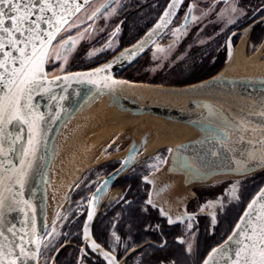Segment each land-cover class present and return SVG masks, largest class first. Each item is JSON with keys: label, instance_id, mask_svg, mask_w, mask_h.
<instances>
[{"label": "water", "instance_id": "95a60500", "mask_svg": "<svg viewBox=\"0 0 264 264\" xmlns=\"http://www.w3.org/2000/svg\"><path fill=\"white\" fill-rule=\"evenodd\" d=\"M94 1L61 0L68 10L64 17L67 23L63 24L48 47L43 64L44 79L36 82L41 86L31 93L30 103L35 106V113L43 116L40 121L39 144L23 188L16 185V191L20 193L16 199L21 203L12 210L5 208L3 213H0V231L4 232V237H0V244L5 245L6 250L14 249V258L20 255V248L16 247L17 245L35 251L36 242H39L41 252L54 213L51 212V195L48 186L52 176L51 166L57 146L60 145V142L57 145V140L66 124L97 100H107L108 105L131 116L161 117L183 124L197 133L196 138L174 149L166 150V157L161 167L145 179L149 185L146 204L157 210L159 216L168 222L169 220L172 221L171 223L179 222L187 217L186 206L193 197L194 189L220 185L228 181L240 185L244 180L264 173V165L259 162L260 158L264 157V107H262L264 84H261L264 76H227L219 71L206 80L182 87L141 84L117 77L122 70L142 57L166 32L184 0H180L178 7L172 10L173 14L166 16L169 4L174 2L170 0L156 22L138 40L97 67L56 75L48 73L50 54L57 39L83 9ZM114 1L108 0L96 15L102 13ZM162 17L165 18L162 20ZM32 19H35V16ZM6 23L10 24L9 21ZM41 27L48 29L47 24L42 23ZM233 49L230 48L224 67L231 60ZM65 52L61 50L60 55H64ZM96 69L102 71L97 73ZM77 73L85 74L86 78H74L73 74ZM65 77L69 78L65 79ZM147 86L154 87L162 97L166 96L169 99L182 97L184 102L179 105L162 101L152 103L144 98L146 95L140 93L141 87ZM3 91L5 89L0 83V94ZM10 131L13 136L20 134L27 143L29 135L27 125L13 122ZM148 137V133L142 135L138 141L131 138L129 133L121 137V140L129 142L126 154L123 158H119V166L101 179L88 202L82 227L83 238L91 250L102 255L107 264L108 259L105 254L108 253L100 246L95 249L91 247L93 242L96 244L92 237V225L110 187L144 159L143 151ZM11 164L19 166L20 160L17 154L0 155V169L8 168ZM0 175L6 176L2 171ZM175 184L178 187L181 185L182 191L178 193L174 191ZM5 187L6 185H0V191ZM262 190L264 184L247 203L230 234L213 248L215 252L212 249L205 256L201 264L205 262L234 264L237 259L236 253L241 248V244L237 241L244 239L239 235L240 230L236 226L245 224L248 219L245 216L246 212L252 213L253 221L258 214H261L260 209L264 205ZM5 195L9 194L5 192ZM25 200L28 204L23 203ZM253 202H255L253 209H249V205ZM90 211L91 219H89ZM242 217H245L244 221ZM13 225L15 235L8 231ZM229 237L233 239L229 240ZM108 256L112 257L109 254ZM20 261L24 262L25 258L21 256ZM39 263L40 256L38 261L31 257L26 261V264ZM115 264H118L116 260Z\"/></svg>", "mask_w": 264, "mask_h": 264}, {"label": "flooded vegetation", "instance_id": "af4514ba", "mask_svg": "<svg viewBox=\"0 0 264 264\" xmlns=\"http://www.w3.org/2000/svg\"><path fill=\"white\" fill-rule=\"evenodd\" d=\"M107 1L95 0L83 9L71 24L82 14L94 10L88 18V22H90L88 32L91 33L97 18L116 2L115 0L102 13L96 15L97 9L101 10V5ZM169 1L127 0L125 6L119 8L122 19L114 23L111 33L104 38L111 44L119 35L117 38V48L119 49L109 56H106L108 53L104 55L101 60L96 61L97 64L104 63L123 48L138 40L156 22ZM228 10H233V15L237 17L234 25H226V11ZM94 13L95 15H93ZM74 32V29L68 33L65 30L54 45L62 43L60 46L63 51V42L67 41L71 45L69 50L71 51L74 44L73 38L77 36L74 35ZM180 33L183 36L181 39L175 40V49L178 53L186 52L187 60L183 62L184 67L179 68L178 64L166 76L171 79H179L177 76L185 73L186 77L184 76L182 80L186 82L195 76L198 68L203 67L207 68L208 72L201 75L204 77L198 81L206 80L221 70L227 61L230 48H235L242 38L246 37L245 49L249 55L262 47L264 44V0H184L166 32L142 57L156 45L164 44L167 45L166 48L170 47L172 39H176V35ZM106 41H103L102 45ZM202 41H204L203 44L197 46V42ZM79 55L67 67L68 72L91 69L92 61H88L84 53ZM55 68L56 65L52 68L48 66V73ZM124 70L117 75L118 78L126 79L123 74ZM165 157L166 150H163L139 161L124 177L110 187L94 219V221L97 219L92 228L94 241L102 250L114 257L118 264H150L149 259L156 254V251L169 253L164 258L154 257L152 264H201L209 251L216 246L214 242L222 238L224 232H229L232 229L247 203L261 186L257 180L258 177L250 178L241 184L238 199L234 202L228 203L227 199H223L220 208L206 214H199L195 208L189 206L185 219L169 223L159 216L157 210L152 209L145 202L149 190L145 179L162 165ZM119 164L120 161L116 162L112 168L110 165H106L103 171L96 175L103 173V177H105ZM95 177L87 182L83 197H77L76 200L74 199L76 195L72 197L73 200L70 201L72 213L70 220L63 227L64 229L62 228L59 233L46 235L39 264H107L100 253L89 248L82 234L90 196L103 178ZM111 191L121 192V196L117 199L115 196L109 198ZM216 196L217 194L209 195L208 199L213 200L217 198ZM203 200L200 197L199 203L207 202H203ZM75 208L77 209L74 210ZM74 212L76 214H73ZM133 212L148 217L146 222L142 223L140 232L136 231L132 225L130 217ZM77 224L81 226L80 232L77 233L75 230L72 232L73 226H77ZM224 227L226 229L222 230ZM194 234L197 238L196 248L202 246L203 249L193 255L189 254L191 249L188 238ZM214 235L215 238H213ZM206 238L209 241L205 243ZM151 240L157 241L158 246L148 242ZM64 244H68V246L63 247ZM144 246H152L156 250L150 249L136 256L135 253L142 250Z\"/></svg>", "mask_w": 264, "mask_h": 264}, {"label": "snow or ice", "instance_id": "6c2138e0", "mask_svg": "<svg viewBox=\"0 0 264 264\" xmlns=\"http://www.w3.org/2000/svg\"><path fill=\"white\" fill-rule=\"evenodd\" d=\"M179 3L180 0L170 3L165 15L173 14L172 10L178 7ZM101 7L104 6L101 5ZM76 10L78 11L79 8L77 7ZM67 13L68 10L61 0H0V83L5 89L0 94V155L7 156L15 153L20 160L19 166L11 164L8 168L0 169L6 174V176L0 175V185H6L0 191V213H3L5 208L12 210L21 203L16 199L20 195L16 191V185L18 184L22 189L26 182L39 144L40 121L43 119L41 114L35 113V106L30 103L31 93L41 86L36 82L44 79L43 64L48 47L63 24L67 23L64 19ZM33 16L35 19H32ZM164 18L162 17V20ZM42 23L47 24L48 29L42 28ZM63 47L65 51H69L71 45L65 41ZM95 71L99 73L102 69ZM73 76L78 79L86 78L85 74L79 73ZM68 78L65 77V79ZM261 84H264V81H261ZM13 122L27 125L29 133L27 143L20 134L13 136L10 131ZM259 162L264 165V157H261ZM5 192L9 195H5ZM23 203L28 204V201L25 200ZM254 203L249 205V209H253ZM260 213L253 221L252 213L246 212L245 216L248 219L245 224L243 226L237 224L236 227L240 230L239 235L244 239L237 241L241 244V248L236 253L237 259L234 264H264V205L261 206ZM91 215L90 211L89 219ZM241 219L244 221L245 217ZM171 222L169 220V223ZM14 228V225L8 228L13 235H15ZM85 234L87 235V225ZM0 237H4L3 231H0ZM231 239L233 237H229V240ZM16 247L20 248V255L14 258V249L6 250L5 245L0 244V264H26L27 258L31 257L38 261L41 255L39 242H36L35 251L26 250L22 245ZM91 247L95 249L99 245L93 242ZM215 251L213 249V252ZM21 256L25 258L24 262L20 261ZM105 256L108 264H115L114 258L109 257L108 254Z\"/></svg>", "mask_w": 264, "mask_h": 264}, {"label": "bare ground", "instance_id": "6f19581e", "mask_svg": "<svg viewBox=\"0 0 264 264\" xmlns=\"http://www.w3.org/2000/svg\"><path fill=\"white\" fill-rule=\"evenodd\" d=\"M245 46L246 37L242 38L233 49L231 60L220 70V73L227 76H264V44L251 55L246 52ZM140 93L146 95L144 98L152 103L162 101L179 105L184 102L182 97L170 99L166 96L162 97L152 86L141 87ZM131 127L133 130L129 135L137 141L142 135L149 134L143 158H149L162 149H174L197 137L195 131L183 124L151 115L131 116L108 105V101L104 99L93 102L66 124L57 140V145L60 142L61 148L60 145L57 146L48 186L51 195V212H60L65 208L67 193L83 172L97 165L99 160L106 162L124 157L127 149L103 156L102 148L114 136L122 134ZM114 146L112 145V148ZM180 186L175 184L174 191L177 193L182 191ZM116 193L117 191H111L109 198Z\"/></svg>", "mask_w": 264, "mask_h": 264}, {"label": "rangeland", "instance_id": "374dc122", "mask_svg": "<svg viewBox=\"0 0 264 264\" xmlns=\"http://www.w3.org/2000/svg\"><path fill=\"white\" fill-rule=\"evenodd\" d=\"M138 1L141 2L144 0H138ZM126 2L127 0H116V2H114L107 10H105L97 18L96 25L94 26V29L91 33L88 32L89 26H90V22H88V18L94 12V10H90L87 13L82 14L70 26H68L66 29V32L68 33L74 29L75 30L74 35H77L75 38H73L74 44H73L72 50L61 56L60 53L62 49H61L60 44L62 43H59L53 46L52 52L50 54L48 66L52 68L54 65H56V68L52 69L49 72V74L55 75V74H61V73L68 72L69 70L67 67H69V65H71V63L80 56L79 54H82V53L85 54L88 61L90 60L92 61L91 62L92 64H90L91 68L92 66L93 68H95L101 64V63L97 64L98 62L96 61L101 60L104 57V55H106L107 53L108 54L106 56H109L113 52H116L119 49L117 48L118 47L117 38L119 37V35L116 37V39L111 44H109V42H107L106 39L104 38L105 36H108L111 33L114 23L118 21L119 19H122L119 8L122 6H125ZM226 14H227L226 25H234L237 20V17L233 15V10L226 11ZM182 36H183L182 33L177 34L176 39L175 38L172 39L169 45L170 47L168 48H166L167 45H164V44L154 46V48L148 51L143 57H140L133 64L128 66L124 70L125 72H123V74L128 75L132 73L134 69L135 70L137 69V71L131 75L133 77V80L135 81H131V82H136V83H141V84L182 87V86H187V85H191V84L199 82L198 80H188L186 82H183L177 79L173 80L166 76L170 73L171 70H174V68L178 64H179V68L184 67L183 62L187 60V55L185 54L186 52H181V53L176 52L175 45H174L175 40L181 39ZM103 41H106L104 45H102ZM203 42L204 41L197 42L198 44L197 46H200L199 44H203ZM194 48H197V47H194ZM257 50H254L252 53L256 52ZM131 130H133L132 127L124 131L122 134L114 136L112 140L102 148V155L108 156L109 154H114V153L116 154V153H119L125 150L129 142L128 141L125 142L121 140V137L124 134L130 133ZM112 145L113 146L115 145V146L112 148ZM163 150H166V149H162L160 151H163ZM158 152H156L155 154H157ZM100 155L101 154L99 152L98 156L100 157ZM119 160H120L119 158L110 159L106 162H104V160L103 162L99 160L98 163H96L97 165L91 167L89 170H86L85 172L82 173L80 179L73 185V187L67 193L65 208L60 212L53 213L52 221L49 225L47 234L51 233V235H53L55 233L61 232L62 228L70 220V215L72 213V210H71L72 207L70 205L72 202L71 200H73L72 197L74 195H78V193L86 186L87 182L90 181L91 178L93 179L95 176H96L95 178L103 177V173L99 174L98 176L96 175V173L102 172L106 165H110L112 168L116 162H119ZM153 173H155V171ZM259 175H256L253 178H256V177L259 178ZM122 177H120L115 182V184ZM243 182H241V184ZM241 184L236 185L234 182L228 181L220 185H214L211 187L194 189L193 197L187 203L186 210L190 206V207H193V209L195 208L199 214H206L209 211L215 212L216 209L222 206L223 199L224 200L227 199L226 201L228 203H232L236 199H238V193H239ZM263 184L264 183H262L261 186ZM260 187H258L257 191L259 190ZM114 190H117V189H114ZM214 194H217L216 196L217 198H214L213 200H209L208 199L209 195H214ZM114 196L116 199L119 198L121 196V192H117L116 195H112L111 197H114ZM200 197L204 199L203 202L204 201H207V202L200 204L199 203ZM76 209L77 208H75L74 210ZM73 214H76V213L74 212ZM96 222H97V219L96 221H94L92 228ZM225 229L226 228L224 227L222 230H225ZM231 230H229V232H224V236L222 238L218 237L219 240L217 242H214V245L217 246L221 242H223L226 239V237L230 234ZM195 236L196 234L188 238V244L190 245V249H191V253L189 252V254H193V255L197 254L196 253L197 251L201 252L203 249L202 246L199 248H196L197 238H195ZM213 238H215V235ZM199 241L201 243L202 239ZM148 242H150L152 245L158 246L157 241L154 242L153 240H151ZM66 246H68V244L63 245V247H66ZM150 249H155V248L152 246H147V247L144 246V248L140 251H137L135 255L138 256L137 254L144 253V251L147 252ZM133 251H135V248H133Z\"/></svg>", "mask_w": 264, "mask_h": 264}, {"label": "trees", "instance_id": "16d2710c", "mask_svg": "<svg viewBox=\"0 0 264 264\" xmlns=\"http://www.w3.org/2000/svg\"><path fill=\"white\" fill-rule=\"evenodd\" d=\"M136 71H137V69H136V70L134 69L132 73H130V74H128V75L125 74V75H124L125 78L128 79V80H130V81H135V80H133V77H132L131 75H132L133 73H135ZM207 72H208L207 68H203V67H202V68H198L197 71L195 72V76L191 77V80H199V79H201V78L204 77V76H201V75H204V74L207 73ZM184 76L186 77V74H185V73H183V74H182V73L179 74V75L177 76L179 79H177V80H181V81H183L182 79H183ZM173 80H176V78L173 79ZM183 82H184V81H183ZM183 82H182V83H183ZM257 180H259V185H261L262 183H264V174L259 175V178H257ZM84 189H85V187H84V188L78 193V195H76V198H74L75 200L77 199V197H83V191H84ZM147 218H148V217H146V216H140V215L138 214V212H133V213H132V217H130L134 229H135L136 231H138V232L141 231L142 223L146 222L145 220H146ZM80 229H81L80 224H77V226L74 225V226H73V229H72V232L75 230V231L78 233V232H80ZM208 241H209V239L206 238V239H205V243L208 242ZM168 253H169V252H167V251H156V254H155L154 256H152V258L149 259V263H150V264L153 263V260L155 259L154 257H156V258H164L165 256L168 255Z\"/></svg>", "mask_w": 264, "mask_h": 264}]
</instances>
